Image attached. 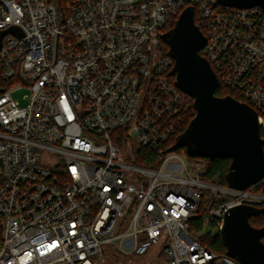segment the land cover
<instances>
[{"label":"built area","instance_id":"built-area-1","mask_svg":"<svg viewBox=\"0 0 264 264\" xmlns=\"http://www.w3.org/2000/svg\"><path fill=\"white\" fill-rule=\"evenodd\" d=\"M189 6L207 39L200 54L264 133L260 7L0 0V34L9 31L0 49V264H104L108 246L141 264H241L204 245L191 222L220 228L231 208H263L255 187L264 180L245 190L206 183L177 152L158 169L134 164L141 148H164L197 115L163 39ZM24 86L20 107L12 93ZM207 192L214 201L203 213Z\"/></svg>","mask_w":264,"mask_h":264},{"label":"water","instance_id":"water-1","mask_svg":"<svg viewBox=\"0 0 264 264\" xmlns=\"http://www.w3.org/2000/svg\"><path fill=\"white\" fill-rule=\"evenodd\" d=\"M224 6L241 9L260 7L264 0H218ZM22 37V32L10 30ZM9 31L0 34L2 39ZM164 41L175 65L171 75L182 91L195 100L196 117L177 136L168 152L184 149L190 158L231 160L226 176L232 189L245 190L264 180V139L257 112L232 96L218 97L220 82L210 63L200 52L207 39L195 23L193 6L180 15L173 29L165 33ZM264 189V181H263ZM264 216V207L238 206L224 216L220 235L226 255L241 264H264V227L256 228L250 219Z\"/></svg>","mask_w":264,"mask_h":264},{"label":"trees","instance_id":"trees-1","mask_svg":"<svg viewBox=\"0 0 264 264\" xmlns=\"http://www.w3.org/2000/svg\"><path fill=\"white\" fill-rule=\"evenodd\" d=\"M51 1L56 3L61 9L67 0H51ZM216 95L218 97H226L230 95L238 101L241 100V97L239 95L228 90L223 85L219 87ZM194 118L195 117H193V119ZM261 135L262 137H264L263 132H261ZM175 140L176 138L171 139L164 148L158 151H153L147 148H141L139 150L140 155L135 160L134 164L141 167L158 169L162 165L165 156L167 154V151L175 144ZM189 159H190V167L194 171L200 173V178L202 181L222 187L228 185L226 176L229 172V167L231 164L230 159H226V158H217L214 160L204 159V158H189ZM199 165L200 166L202 165L203 167L201 166V169H199ZM255 190L258 192H262L263 188L261 186L255 187ZM212 195L213 194L211 192H207L205 194L202 201L201 212L205 213L207 210L210 209L214 201V197ZM206 223H209L211 227H218L217 221L211 220L209 222H205L202 219V217H200L191 222V227H190L191 233L196 238H198L204 245H207L214 252L226 254V247L223 242L222 236L220 235V232L216 233L214 236H212L211 232H208L204 235L202 234L204 225ZM250 223L253 227L262 228L264 227V216L252 218L250 219Z\"/></svg>","mask_w":264,"mask_h":264},{"label":"rangeland","instance_id":"rangeland-1","mask_svg":"<svg viewBox=\"0 0 264 264\" xmlns=\"http://www.w3.org/2000/svg\"><path fill=\"white\" fill-rule=\"evenodd\" d=\"M30 93H31L30 89L24 86L22 88L15 90L12 93V96H13V99L19 103L20 107H24L28 104L27 97L30 95ZM136 148H138L137 145H136ZM177 153L181 157H183L187 161V163L190 165V159H189L190 157L187 155L184 149L177 151ZM201 166L199 165V169H201ZM208 232H211L212 236H214L216 233L219 232V227H211L209 223H206L204 225L202 234L204 235ZM104 261H105L104 264H141V262L143 261V258L130 257L129 255H119L116 253V251L113 248L108 246L107 251L104 256Z\"/></svg>","mask_w":264,"mask_h":264}]
</instances>
